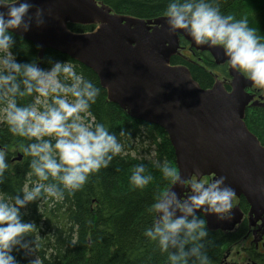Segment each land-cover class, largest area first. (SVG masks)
Masks as SVG:
<instances>
[{
    "label": "clouds",
    "instance_id": "1",
    "mask_svg": "<svg viewBox=\"0 0 264 264\" xmlns=\"http://www.w3.org/2000/svg\"><path fill=\"white\" fill-rule=\"evenodd\" d=\"M163 15L170 34L179 30L196 45L221 49L230 69L264 89V42L247 18L222 14L217 0H168ZM44 22V9L32 0H0V120L9 133L27 141L21 149L29 158L27 175L35 178L20 194L0 192V264H18L14 252H21L26 264H41L33 235L38 227L23 218L22 209L41 198L63 200L66 192L82 188L90 175L107 168L123 150L117 134L103 122L86 119L102 92L100 84L78 71L71 60L49 59L47 68L35 57L16 60L11 51L14 31L24 33ZM21 97H34V102L20 103ZM153 165L166 183L147 208L152 219L143 236L167 253V264H211L204 217L230 219L235 189L223 175L205 183L195 170L186 194H178L174 186L184 188L187 178L166 160H154ZM8 168L0 149V184ZM151 180L144 164L133 167L129 181L134 188L143 189ZM259 191L264 193V180Z\"/></svg>",
    "mask_w": 264,
    "mask_h": 264
},
{
    "label": "water",
    "instance_id": "2",
    "mask_svg": "<svg viewBox=\"0 0 264 264\" xmlns=\"http://www.w3.org/2000/svg\"><path fill=\"white\" fill-rule=\"evenodd\" d=\"M32 2L44 9V24L13 34L36 45L39 60L51 50L88 68L102 89L108 87L110 103L130 118L165 132L182 178L189 179L195 170L199 178L223 175L236 197L243 196L250 205V214H264V193L259 191L264 147L243 121L251 98L244 89L252 83L229 68L231 91L217 80L202 89L185 66L170 63L180 37L190 48L208 52L215 64L226 61L221 49L196 45L179 30L170 34L166 17L144 20L119 15L96 0ZM71 24L93 29L73 32ZM174 187L183 193L184 188ZM234 209L236 214L226 221L204 217L206 227L231 231L240 221V212Z\"/></svg>",
    "mask_w": 264,
    "mask_h": 264
},
{
    "label": "trees",
    "instance_id": "3",
    "mask_svg": "<svg viewBox=\"0 0 264 264\" xmlns=\"http://www.w3.org/2000/svg\"><path fill=\"white\" fill-rule=\"evenodd\" d=\"M108 6L113 13L144 20L164 17L168 0H96ZM222 14L247 18L264 42V0H217ZM73 32H86L93 26L68 25ZM16 43L11 51L17 61L25 62L37 57L36 45L14 35ZM179 44L187 43L180 38ZM71 60L78 71L98 83L96 76L80 63L55 51L47 50L39 66L49 67L48 60ZM172 65L185 66L192 79L202 89L213 83L212 73L223 74L207 53L192 50L191 56L175 55ZM216 69V70H215ZM20 103H32L34 97H21ZM89 122H103L109 131L117 134L123 150L115 155L107 168L90 175L88 181L74 193H65L61 201L41 198L25 206V220L38 227L35 235L38 248L36 255L41 264H167V253L161 252L154 242L143 236V230L151 223L147 212L154 195L166 183L153 165L154 160H166L175 167L173 149L165 132L157 126L130 118L117 105L107 100L102 89L97 101L91 106ZM253 112V113H252ZM248 130L264 145V111L250 109L244 120ZM123 130L124 135H119ZM27 141L8 132L0 120V149L5 151L9 168L4 173L0 192L20 194L30 186L28 160L21 149ZM19 156V159L17 157ZM144 164L152 180L143 189L134 188L129 181L133 167ZM176 168V167H175ZM236 241L235 235L224 236L208 230L205 249L211 264H221L222 256ZM18 264H26L21 252H14ZM257 263L258 260L251 258Z\"/></svg>",
    "mask_w": 264,
    "mask_h": 264
},
{
    "label": "flooded vegetation",
    "instance_id": "4",
    "mask_svg": "<svg viewBox=\"0 0 264 264\" xmlns=\"http://www.w3.org/2000/svg\"><path fill=\"white\" fill-rule=\"evenodd\" d=\"M192 50L200 52V53H207L209 55V53L206 51H198L193 48H190L188 43L186 46H181L179 44V49L176 55L184 56L185 58V56H191ZM212 62L215 66L221 69V72L223 74H218V72L212 73L213 83L209 88H211L214 82L218 80L222 84V86L225 88L226 91L228 92L231 91L232 88L230 84H231L232 79L228 74L229 66L227 65V62L225 61L220 64H215L213 60ZM244 90L248 95L251 96L248 106H246L245 108V113L246 111L250 109H254V111L255 110L264 111V106H263L264 105V89L258 88L257 86L252 84L250 86L245 87ZM245 113H244L243 120H245ZM257 140L259 141L258 138ZM260 145L264 147L263 144L260 143ZM213 178L214 177L212 175L203 176L200 178V180L206 183L209 179H213ZM194 179L195 177L191 176L189 179L185 181L184 191H183L185 192V194L188 189V181L194 180ZM234 207L235 208L237 207L238 211L240 212V221L234 226V228L231 231H224V230H214L213 231V230L208 229L209 231L214 232V233L219 232L226 237L231 236V235H235L236 237V241L230 244L229 249L226 250L225 253L223 254L221 264H242V261L244 262V264H251V263L264 264V221H263L264 214H262L261 211H257L256 214H250L251 207L243 196H240V197L235 196L231 217L236 214ZM223 221H226V220H223ZM251 258L258 260L261 263H257L253 261Z\"/></svg>",
    "mask_w": 264,
    "mask_h": 264
},
{
    "label": "rangeland",
    "instance_id": "5",
    "mask_svg": "<svg viewBox=\"0 0 264 264\" xmlns=\"http://www.w3.org/2000/svg\"><path fill=\"white\" fill-rule=\"evenodd\" d=\"M237 261V260H236ZM228 262H229V260H228ZM242 264H244V262L242 261Z\"/></svg>",
    "mask_w": 264,
    "mask_h": 264
}]
</instances>
